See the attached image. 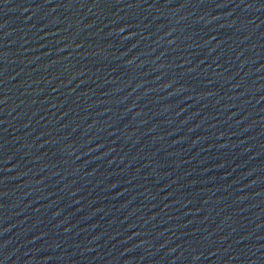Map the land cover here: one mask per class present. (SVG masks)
Returning <instances> with one entry per match:
<instances>
[{"label": "water", "instance_id": "obj_1", "mask_svg": "<svg viewBox=\"0 0 264 264\" xmlns=\"http://www.w3.org/2000/svg\"><path fill=\"white\" fill-rule=\"evenodd\" d=\"M0 264H264V0H0Z\"/></svg>", "mask_w": 264, "mask_h": 264}]
</instances>
